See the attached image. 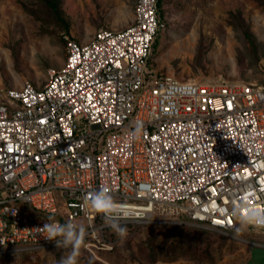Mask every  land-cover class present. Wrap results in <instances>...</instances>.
I'll return each instance as SVG.
<instances>
[{"label":"built area","instance_id":"obj_1","mask_svg":"<svg viewBox=\"0 0 264 264\" xmlns=\"http://www.w3.org/2000/svg\"><path fill=\"white\" fill-rule=\"evenodd\" d=\"M162 26L157 0H135L121 29L64 35L65 59L42 86L0 87V256L56 246L44 223L81 220L103 261L92 247L112 248L96 237L108 222L88 202L101 189L118 223L264 230L240 219L264 209V85L153 70Z\"/></svg>","mask_w":264,"mask_h":264},{"label":"rangeland","instance_id":"obj_2","mask_svg":"<svg viewBox=\"0 0 264 264\" xmlns=\"http://www.w3.org/2000/svg\"><path fill=\"white\" fill-rule=\"evenodd\" d=\"M135 0H0V87L25 80L42 86L46 71L66 56L64 35L88 41L99 28L121 29L133 19ZM161 21L149 66L180 80L264 85V0H161ZM79 226L83 222L78 220ZM107 227L94 248L84 235L77 264H264V230L242 226L236 236L184 219L153 217ZM103 247L102 244L96 243ZM182 248V249H181ZM185 252H182L183 249ZM71 246H49L0 256V264H58Z\"/></svg>","mask_w":264,"mask_h":264},{"label":"clouds","instance_id":"obj_3","mask_svg":"<svg viewBox=\"0 0 264 264\" xmlns=\"http://www.w3.org/2000/svg\"><path fill=\"white\" fill-rule=\"evenodd\" d=\"M88 202L95 211L105 214L108 226L116 232L118 237L123 238L126 235V228L120 226L114 218L113 214L118 213L121 209L117 207L109 192L102 189L95 191L90 194ZM240 219L242 224L264 227V209H248L240 216ZM42 228L47 232L45 238L55 241L57 248L71 246L73 249V252L67 257H62L58 264H77L76 257L80 246L84 242L85 228L71 222L64 224L59 222L44 223Z\"/></svg>","mask_w":264,"mask_h":264},{"label":"trees","instance_id":"obj_4","mask_svg":"<svg viewBox=\"0 0 264 264\" xmlns=\"http://www.w3.org/2000/svg\"><path fill=\"white\" fill-rule=\"evenodd\" d=\"M161 0H157V8H158V15H159V17L161 18ZM158 34V33H157ZM157 34H156V36H157ZM156 36H155V38H154V40H153V42H152V45H151V52H150V55H149V58H148V62H150V60H151V54H152V51H153V44H154V42H155V39H156ZM182 249V248H181ZM187 249V248H186ZM186 249L184 248L183 250H182V252H185L186 251ZM90 264H92V263H90Z\"/></svg>","mask_w":264,"mask_h":264}]
</instances>
